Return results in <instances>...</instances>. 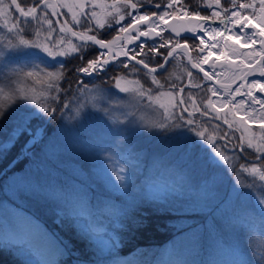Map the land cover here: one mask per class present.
Returning <instances> with one entry per match:
<instances>
[{"label":"rangeland","instance_id":"obj_1","mask_svg":"<svg viewBox=\"0 0 264 264\" xmlns=\"http://www.w3.org/2000/svg\"><path fill=\"white\" fill-rule=\"evenodd\" d=\"M6 2H10V0H6ZM31 2L32 0H26L24 6H27V4ZM63 2L71 4L73 0H63ZM107 2L111 3V0H107ZM249 2H251V0H237V9L239 3ZM167 3H169V0H163L161 4L164 5ZM154 4L153 2L152 5H148L152 7ZM221 4L223 7H230V0H228L227 4L221 1ZM258 7L259 0H257V8ZM201 8L206 9L207 13L204 14ZM185 10L189 13L199 11L201 15L211 14V10L205 7V0L201 1L194 10H189L182 5L181 0H176L173 7L166 10L170 14L167 17L174 16V14H184ZM60 11L63 17L67 18L70 22L71 15L67 13V9L60 8ZM97 11H99V9H97ZM163 11H165V9L162 7L156 12ZM242 11L245 15H248L252 10H246L247 13H245L244 10ZM12 12L15 17H18L13 9ZM221 13L223 15L222 9ZM49 14L53 21L57 19L51 16L50 11ZM189 16L195 17L192 15ZM249 18H251V16ZM212 20L221 23L220 19L213 18ZM252 20L260 26L256 19ZM126 22H130V19ZM12 23H14V21L10 22L8 27H11ZM33 23L34 21L31 22V26ZM3 25L4 20L0 17V52L7 55L8 49L5 46L9 41L15 43V39L14 33H9L7 28ZM56 27L58 33L59 26ZM141 28L143 29V27ZM32 29V27L28 28L29 34H32ZM231 29L232 31H227L228 35L220 42L222 44L221 46L219 45L217 55H224L226 53L229 55L228 49L233 53L234 48L243 44L241 41L243 37L251 33V31L245 29V33L241 34L239 33V29L234 25ZM106 31L108 30H102L103 33ZM234 32L236 34H233ZM115 34L114 32L113 35ZM161 35L165 39L172 37L165 35V32H162ZM111 38L110 36L105 39L110 40ZM39 39L43 41L44 37H39ZM144 42L145 41H143V43ZM153 42L159 45L162 43L161 37L159 39H154V41H146L147 45H152ZM181 42L185 41L181 40ZM197 42L199 45L197 51L200 52V48L205 47L200 44L199 39ZM204 44L207 46L209 43L207 44L205 41ZM132 48L138 51L135 46ZM168 50L169 49H167V51ZM248 52L257 54L258 49L252 46ZM150 54L153 55L152 53H148L147 57L144 58L149 59ZM199 54L200 56L208 55L207 51L204 53L200 52ZM252 57H250L251 60ZM176 58L185 63L182 55L179 54ZM64 59L69 62L66 68H70L73 72V68H76L75 66L78 64V60L70 57ZM69 59L71 60L69 61ZM120 59L123 60L125 58ZM242 61L246 60L244 59ZM86 62L87 60L85 63L79 64V66H83ZM3 65L4 57L0 56V67H3ZM13 67V65H9L7 68H4V71L11 79L15 80L16 78L11 71ZM28 70L27 68L24 69V71ZM191 70L193 69L191 68ZM49 71H51V69H49ZM118 71L123 73L127 70L113 69L107 76L98 78L97 81L101 82L103 79L105 83L103 88L96 87V84L87 83V88L84 92L80 91V89L84 87V84H77L76 81L77 79L88 81L89 77L80 73L76 74V72L75 74L77 76L72 79L70 77L66 78L65 76V79L59 81L58 85V87L62 86V93L61 91L56 92L49 90L50 97L47 103L50 110L56 109L52 116L39 111L36 106L26 104V102H23L25 104L24 107L17 106L8 110L9 106L13 103L11 98L6 95L9 91V87L22 86L25 88H35L39 91L44 88V85L34 83L33 80H27L23 85H9V81L0 83V87L4 88V93H0V105L5 108V115L0 117V147H2V145L7 146L11 144L13 139H18L16 136L22 129H27L28 133H31L32 129L35 130V132L31 133L27 140L23 142L22 150L24 154L25 152L30 153L36 150L32 148L35 142L41 146L37 152V165L30 166L21 173H11L7 178L8 184L5 186V193L10 194L18 201L17 197L19 196L13 194L15 193V188H21L22 190L23 188L27 189L29 186L35 188L36 182L34 180L37 177L40 178L39 183L42 184L43 187H46V190L49 187H53V190L56 189L55 191L57 192H59L58 186L64 188L67 183L74 182L76 186L75 195L80 198L79 200L83 205L82 208L77 207L75 211L72 210L71 205L65 201L64 197L63 199H58L55 195H47L45 192L43 194L49 199L47 200L49 204L53 203L56 211H67L69 217H73L74 225L82 234L81 231L86 230L88 224L85 222L84 218L86 214L90 212L89 207L92 205V203L87 200L89 195H87L85 191L90 194V198L94 201L99 199L102 200L101 194H103L107 188L105 179H108L107 177L113 178V175H116L118 171L117 166L122 167L126 172L135 171L137 176H142L145 174L144 172H147L149 175L150 171L159 168L160 165L169 169L168 160L172 159L177 165L175 167V174L178 173L181 176L180 178H182V173L185 172V169L194 166V174L196 175L192 179L197 181V186L199 187L192 195H186L185 192L181 195H171V208H163L158 205H151V207L154 210L158 209L159 213L161 211L169 212L171 215L165 216L164 220L169 222V224H175V227L181 230L175 233L170 241L165 244L141 250L137 252V255L133 254L134 257L128 256L124 259L123 256L115 254L111 257L112 263L115 264V262L119 261L120 264H125V262H127V264H137L140 262H147L148 258L153 257L157 264H199V255L202 251L208 250L205 253L208 260L211 257L212 260L217 261L216 264H233L235 260L243 258L242 256L233 255V249L237 247L241 252L246 251L251 257V253L245 248L244 236L248 235L246 233H249V223L259 231L261 225L258 209L264 207V205L258 204L259 191L247 187L251 178L247 177L246 174H242L239 177V182H237L235 173L232 172L231 168H227L219 158L214 156L211 147H208L210 145H208L206 141L200 140L193 132L188 131L189 126L185 124L184 120L178 119L180 116H183L185 120L188 119V113H183V111L179 110V106L172 109L170 107L173 102L171 97L162 96L155 105L151 104L146 97H137L133 99V97L127 93H119V95L114 98L106 99L105 89H112L113 92L116 91L112 86L113 82L111 81V77L116 75ZM147 78L152 84L151 79L149 77ZM67 79H69L70 86H66L67 83H64ZM129 79L138 78L130 76ZM261 82L264 83V80H261ZM201 83L202 82H199V84ZM188 85L189 83L179 86L178 88L167 87V89L164 90L156 89L153 94L155 95L156 91L179 92L180 88L184 89L186 86L188 87ZM144 86L147 88L146 84ZM210 86L212 85L210 84ZM235 89L236 88H233L230 91L235 92ZM64 90H66L65 94ZM51 96L57 98L51 101ZM215 97L216 96H212L213 101ZM225 97L230 103L228 107H221L216 104L218 108H221L219 114L226 112L228 113L227 116H233L230 111L233 104H238L239 101L243 100V106L239 107L234 115L240 120L243 119L247 121V126L244 127V134L247 132L248 136L251 137L254 133L251 128L259 127L260 129L255 135L257 138L262 135L264 129L261 128V124L264 123V108L259 104H252V98L247 95V92H245L242 87L240 88L239 94L235 96L226 94ZM256 97L260 99L258 96ZM180 99L181 94L175 98V102L179 104ZM53 101L54 105H52ZM112 101L120 102L112 103ZM161 103L169 107V110L176 118L175 120L164 119V109L158 106V104ZM65 105L69 107L65 108ZM105 108L109 109L107 115L102 111ZM29 109H31V111H29ZM252 109L255 111H252ZM198 116H200V114L196 112L194 116L191 117L197 122V124H194L192 127L202 126L204 120L197 118ZM52 117L55 118V121L52 119L51 121L53 122H50V130L44 132V126ZM205 118L210 117L207 116ZM175 123L184 126L175 127ZM29 124L31 125L29 126ZM161 124L165 126L160 127L159 125ZM226 127L229 129L227 125ZM246 129L247 131H245ZM240 135L241 132L237 131V140ZM7 136H9V138L4 141V138ZM42 139H44V141L40 142ZM94 139L96 142H91ZM193 141H196V144H193ZM226 143H228V148L223 147ZM236 144L237 141L229 143L225 140L218 146L232 158L237 169H239V165L243 163L242 161L244 160L246 163L254 162L252 157H248L245 154L243 155V153L235 147ZM99 145V152L94 153L93 151H97L94 148ZM38 146L36 148H38ZM203 148L206 150H203ZM234 148H236L238 154H242L243 157L246 158H243V160L241 157H239V159L234 158L233 153H231ZM91 152H93L95 156H92L93 154H91ZM186 155L189 156L188 160ZM15 160L16 159L10 160L6 168L11 167ZM101 160L109 164H105ZM103 164H105L104 166L106 167H104ZM99 169L101 172L98 171ZM4 171L5 169H3L0 174H3ZM121 173H124V171ZM174 178L181 181L177 176H174ZM206 186L211 187V193L214 197V199L208 203L207 207L204 206L206 203L204 199L206 195ZM84 188L86 190H84ZM181 192L182 190H180V193ZM238 193H245L250 199H246L245 196L238 197ZM196 202H199V206L194 207ZM18 203L20 202L18 201ZM0 204L3 205L0 216H3L6 221L5 225L0 227L3 233L0 242L11 245V241L4 233L9 231L16 234V231L24 232L26 224L21 223V221H24L21 215L15 212L5 201L2 200ZM216 204H220L221 207L227 206L229 209H234L239 213V216L235 217L231 212H229L227 216H221L218 212H212ZM80 212L83 213L84 217L79 214ZM197 217H199L200 220H197ZM213 217H215V219H213ZM8 221L15 224V230H13L11 224L7 223ZM91 231L92 235L87 241L93 251L98 255H109L111 251L114 250L111 245L112 240L110 237L99 234V232L97 233L94 230ZM246 240L248 241L247 238ZM13 252L25 262L26 256L23 251L14 248ZM44 259L52 264L53 259L50 255L46 254Z\"/></svg>","mask_w":264,"mask_h":264},{"label":"snow or ice","instance_id":"obj_2","mask_svg":"<svg viewBox=\"0 0 264 264\" xmlns=\"http://www.w3.org/2000/svg\"><path fill=\"white\" fill-rule=\"evenodd\" d=\"M176 0H169L167 4L155 3L154 7L156 9L164 8L163 12H149L144 10L145 0H111V3H108L107 0H73L71 4L63 2V0H32L30 4L24 6L26 0H0V17L4 20V27L7 28L9 33H14L15 43L9 41L5 46L8 49V54L5 55L3 52H0V56L4 57V65L0 67V83L4 80L9 81V85L23 83L27 80H33L34 83L44 85V88L37 90L35 88H25L22 86L18 87H9L7 96L11 98L13 103L9 106L8 110H11L14 107L20 106L24 107L26 104L34 105L36 108L44 112L45 114L52 116L56 109L49 108L47 101L50 97L49 90L56 92L60 91L59 81L65 79V69L67 67V60L64 58L70 57L76 59L79 56L81 61L84 60L85 50L97 49L96 55L92 59H88L86 64L83 66H77L75 68L76 73L83 74L86 77H89L87 82L77 79V84H84V87L80 89L81 92H84L87 88V83L94 81L95 79L107 76L110 71L113 69L117 70H127L126 72L118 71L116 75L111 77L113 82L112 86L116 89L115 92L112 89H105L106 99L114 98L119 95V93L130 94L133 99L139 97H146L149 102L153 105L157 104L158 100L162 96H168L172 98V103L170 107L175 109L179 104H185V100L181 97L179 104L175 102V98L183 93L184 89L180 88L179 92L173 91H156L155 95L154 89H164L165 85L157 79V73L166 68L169 58L175 57L178 49H183L187 51L189 49V44L187 40L189 37H181L182 31L191 32L193 36L191 38L199 39L200 44L205 43L204 39L197 35L194 28L180 29L172 31L174 32L175 38L165 39L161 33L163 29L157 30L160 28V25L156 22L159 21L163 23L168 15H170L166 10L173 7V4ZM146 3L149 5L153 4V0H146ZM205 7L211 10L210 15H201L199 11L189 13L185 10V15H192L198 17V26L199 31L202 32L205 36H209L210 39H215L216 36H222L225 30L232 31V29L227 28V24H232L239 29V33H245V29L250 27L248 21L251 16L252 19H256L260 24V30L252 31L250 34L245 35V43L256 44L260 43L261 47L264 48V39L257 41V37L264 36V0H259V7L257 8V0H251L249 3H239L237 9V0H230V7H223L221 0H205ZM15 9V12L19 13L18 17L13 15L12 9ZM58 8L67 9V13L71 15V21L67 18L61 20L59 17L63 15L61 12L57 11ZM76 9V10H74ZM99 9V11H97ZM223 11V15L221 13ZM251 9V13L245 15L242 10ZM49 10L51 11V16L58 17L53 21L49 16ZM213 18L220 19L221 24L225 25L224 29L220 27L215 28H206L203 24L199 22H207ZM130 19V22H126ZM12 23L11 27H8L10 22ZM32 21H38L40 28L35 29L34 33L29 34L28 28L31 27ZM47 26L49 31L44 36V40L41 41L39 37L42 35V28ZM141 25H147L145 28H141ZM59 30L57 33V27ZM255 28L254 25L251 26ZM114 31L116 34L112 36L110 40L103 38L102 30ZM135 33V35H132ZM211 33V35H210ZM123 34V35H122ZM233 34H236L235 32ZM153 36L161 37L162 43L157 45L153 42L152 45H147L146 41L144 43L136 44L135 47L129 48L128 45L135 44L140 37L152 38ZM34 37V38H32ZM181 40H184V43H181ZM216 44L210 45L207 49L200 48V52H208L210 55L213 48H216ZM169 49L167 55H164L158 49ZM147 49V50H146ZM148 53H152L154 57H163V63H156V66H150L152 63L151 60L145 59ZM261 57V71L259 75L264 77V52L259 54ZM123 56L126 59L121 60L120 57ZM140 57V58H138ZM188 63L193 69L197 70V74L203 73L204 80H212L214 75H217L215 72L212 75L202 67V64L208 63L206 56H199L196 59H193L191 56L188 57ZM9 65H13L11 71L16 78L15 80L11 79L7 73L4 71V68H7ZM29 69L24 71V69ZM51 69V71H49ZM143 74L151 79L153 87H145L140 79H129L130 76H136ZM189 78V87L200 88L199 83H193L194 74L192 71L186 72ZM245 75H253L252 72H248ZM244 85H241L235 89V92L228 91L227 85L225 90L227 95L235 96L240 93V88ZM170 88H175V84L169 85ZM249 91L247 95L252 98V104H259L264 108V98L257 99L253 95L252 89H257L259 92H264V83L259 79L251 80L247 85ZM207 92L211 93L206 100H202L203 107H200L191 94L188 99L192 100L190 105H187L183 108L184 112L188 113V119L185 120L183 116H180L178 119L184 120L185 124L188 127V131L193 132L200 140L206 141L211 147V151L215 157L219 158L227 168H231L232 172L235 173L237 177V182H239V177L242 174H246L247 177H250V181L247 184V187L252 190H258L260 195L258 197V204L264 205V134L260 135L258 138L255 134L245 140V134L241 133L238 138L236 148L239 149L241 153H246L247 150L251 152L247 153V156H251L252 153H255V156L252 157V163H241L239 169L236 168L233 163L232 158L217 144V139L226 140L229 143L231 142V137L228 132H224L219 136L214 132L213 134H208L207 128H201L199 126L192 127L197 122L191 117L194 116L196 112H199L201 116H209L211 110H215L217 113L215 117L216 120H221L220 116L221 108H218L216 103L212 100V96H217L219 89H216L212 86L207 87ZM0 93H4V88L0 87ZM57 97L51 96V99L55 100ZM230 101H225L221 107H228ZM244 101H239L238 104H233L232 109L230 110L234 116L235 111L242 107ZM160 108L164 109V119H173L174 114L169 110L168 106L164 104H158ZM65 108L69 107L68 105L64 106ZM193 109L189 111V109ZM31 111V109H29ZM105 115L109 113V109L105 108L102 110ZM252 111H255L252 109ZM247 114V113H246ZM5 115V108L0 105V117ZM23 119V118H22ZM223 124H226L233 134L235 131H239V127H234V125L247 124V121L243 119L241 121H235L234 119L230 121L227 118V114L222 119ZM160 127L165 125L161 124ZM175 127H183L179 123H175ZM215 128L219 129L220 125H215ZM261 128L264 129V123L261 124ZM247 131V129L245 130ZM193 144H196V141H193ZM224 148H228V143H226ZM246 158V157H242ZM123 169H121V172ZM117 181H124L125 176L117 173L115 175ZM259 182V183H258ZM127 187V185H125ZM237 196H245V193H238ZM205 207L208 206V203L214 199L211 193V187L206 186V195H205ZM65 201L71 205L72 210H76L77 207L82 208L83 205L79 199L69 200L65 197ZM199 206V202L194 204V207ZM212 212H218L221 216H227L229 212L233 216L238 217L234 209H229L227 206L221 207L220 204H216L212 209ZM259 220H260V229L257 232L253 225L249 223V238L247 242V249L251 250V257H256L259 261V264H264V243L259 245L260 251L257 252V248L253 247L252 241L253 238L259 236L264 238V207L258 209ZM84 217L83 213H79ZM211 214V213H210ZM250 215V214H249ZM215 219V217H213ZM6 221L3 216H0V227L5 225ZM7 223L11 224L13 230H15V224L11 221ZM83 238L88 240L92 235L91 228L87 224L86 230L81 231ZM119 241H111L112 248L116 247V244ZM66 247V246H65ZM60 245L58 243H53L49 237L32 221H27L23 238L20 240L18 245V250L24 252L26 259L24 264H51V262L44 259L45 255L50 253L53 249H59ZM233 255L242 256V259H237L233 264H256V260L251 258L247 252H241L240 249L234 248ZM55 264H61L60 261H56ZM115 264H120L119 261ZM127 264V262H125Z\"/></svg>","mask_w":264,"mask_h":264},{"label":"trees","instance_id":"obj_3","mask_svg":"<svg viewBox=\"0 0 264 264\" xmlns=\"http://www.w3.org/2000/svg\"><path fill=\"white\" fill-rule=\"evenodd\" d=\"M181 1L184 7H187L189 10H194L196 6L203 0ZM221 1L226 4L228 3V0ZM153 2L161 4L163 0H153ZM144 10H147L149 12H156L158 9H156L154 6H149L145 0ZM201 11H203L204 14L207 13L206 9L204 8H201ZM244 12L247 13L246 10H244ZM31 27L33 28L32 33H34L35 29L40 28L41 26L38 21H34ZM41 31L42 35L40 37H44L47 31H49V29L45 25ZM113 33L114 31L108 30L103 33V38H108L110 36L112 37ZM165 35L170 36L167 33H165ZM197 41V39L190 37L187 40V43L191 48V54L193 55V59H196L200 56L199 52L197 51L199 46L197 44ZM158 50L164 55L167 52V48ZM96 52L97 49L95 48L85 50L84 60L79 61V57L77 56L76 60H78V64L75 67L79 66V64L85 63V61L88 59L94 58ZM70 60L71 59H69V61ZM149 60L152 61L150 66H155L156 63H161L163 61V57H154L150 54ZM73 69V72L72 70H70V68L65 69L66 78L70 77L72 79L73 77L77 76V73L75 74V68ZM187 71L193 72V83H199L202 81L203 78L200 74H197L195 71L191 70V68L186 63L178 60L175 57L171 58L164 71L158 72L156 75L157 78H159V80L161 81V83L165 85L164 89H167V87L169 88V85L171 84H175L178 88L179 86H183L189 83V78L186 74ZM134 77L140 79L142 83L144 82V85L146 84L147 87L151 86L154 88L147 76L140 74ZM97 80L98 78L90 82L89 84H96V87L103 88L105 85L103 79L102 82ZM7 81L8 80H4L3 82L6 83ZM64 83H67L66 86H70L69 79H67ZM200 85V88L189 86L184 88L183 93H181V97L185 100V104H179V110L183 111V108L186 106V104L190 105L192 103V100L188 99L190 94L193 99L198 104H200V107H203L202 103L200 102L202 100H206L209 96H211V94L207 92V87L210 86V84L203 83ZM62 90L63 89L61 86V93ZM65 92L66 90H64V94ZM52 100L53 99H51V101ZM117 102L120 101H112V103ZM52 105H54V101ZM189 110L193 109L190 108ZM183 113L185 112L183 111ZM216 114L217 113L215 112V110H211L209 115L210 118H205L201 115L198 116L197 118L204 120L202 122L201 128H207L209 135L215 132L216 135L219 136L224 132H228L231 137V142L238 141L236 139L237 131H235L233 134V132L227 129L226 126L221 124L218 120L214 119L213 117H215ZM226 114L228 115V113L226 112H222V114H220L222 119L225 117ZM227 118L230 121H232L233 119L235 121H241L240 119L235 117V115L231 117L227 116ZM52 119L55 121V118L52 117L50 121L47 122V124L44 126V132L50 130V122H53L51 121ZM218 124L220 125L219 129L215 128V125ZM30 125L31 124H29V126ZM246 126V124L234 125V127H239V132L241 133H244V127ZM251 129H253L254 131L253 134H257L260 128L255 127ZM34 132L35 130L32 129L31 133ZM31 133H28L27 129H22L20 132H18V135L16 136L18 139H13L11 144L7 146L2 145V147H0V172L5 169L3 174L0 175V202L2 200L5 201L8 205L13 208V210H15V212L19 213L21 215V218L24 220L21 221V223L26 224L27 221L34 222L49 237V239L53 243H58L60 245L59 249H53L50 253H48V255H50L53 259L52 264H55L56 261H60L61 264H113L111 259L113 255L118 254L120 256H123L124 259L128 256H133V254L137 255V252L146 248L165 244L166 242L170 241V239L175 233L181 230L180 228L175 227V224H169V222L164 220L165 216L171 215L169 212L161 211L159 213L158 209H152L151 205H158L163 208H171V195H181L184 192L186 195H192L193 192H195L199 187L197 186V181L192 179L196 175L194 174V166L185 169V172L182 173V178H180L181 176L178 173L175 174V167L177 165L172 159L168 160L169 169H166L164 168V166H161L159 164V168L150 171L149 175L147 172H144L145 174L142 176H137L135 171L126 172L122 167L116 165L118 169L117 173L125 176L126 179L124 181H117L115 175H113V178L107 177L108 179H105L107 188L106 191L101 194L102 200L99 199L94 201L92 198H90V194L85 191V193L89 195L87 200L92 203V205L89 207L90 212H88L84 218L85 222L89 224L91 230H94L97 233L99 232V234H104L110 237L112 241H119V243L116 244V247L113 251H111L109 255L106 256L96 254L89 245L88 241L83 238V235L78 231L77 227L74 225L73 217H69L67 211H56L53 203L49 204V202H47V200L49 199L43 194L45 192L47 195H55V197L58 199H63V197H67V199L70 200H73V198L80 199L78 196L75 195L76 186L74 182H70L69 184L65 183L66 186L64 188L58 186L59 192H57L55 191L56 189L53 190V187H49L46 190V187H43L42 184L39 183L40 178L37 177L34 180L36 182L35 188L29 186L27 189L23 188L24 191L21 188H15V193L13 194L19 196L17 198L20 203L15 200L16 198H14L8 193H5L4 189L5 186L8 184L7 178L11 173H21L26 170V168L37 165V152L39 151L41 146L35 142L34 145H32V148H34V150L36 149L34 152H25L24 154L22 150V145L24 144L23 142L27 140ZM262 133L264 134V131ZM8 138L9 136L5 137L4 141ZM248 138L249 136L247 132H245V139L247 140ZM43 141L44 139H42L40 142ZM223 141L225 140L217 139L216 142L219 145L223 143ZM91 142L96 141L94 139ZM37 146L38 148H36ZM94 149L97 150L93 151L94 153L99 152L98 150L100 149V145L98 147H95ZM203 150L206 149L203 148ZM232 151L233 152L231 153H233L234 158L237 159H239V157L242 158L244 154L247 155V153L251 152V150L249 149L246 151V153H243L242 155L237 153L236 148H234V150ZM93 152H91V154H93L92 156H95ZM254 156L255 153H252L251 156L248 157ZM186 158L188 160L189 156L186 155ZM14 159L16 160L14 161L12 166L6 168L10 160L12 161ZM101 161L105 164H109L104 162L103 160ZM244 161L242 162L246 163ZM105 164H103V166ZM121 169H123L124 173H121ZM98 171L101 172L100 169ZM174 176L179 177L181 181L175 179ZM125 185H127V187H125ZM84 190L86 189L84 188ZM180 190H182L181 193ZM2 206L3 205L0 204V212L3 209ZM197 220H200V218L197 217ZM254 229L256 230V227ZM16 232L17 234L12 233L11 231L4 233L5 236L9 238L12 244L6 245L5 243L0 242V264H24L23 259L15 255L13 252L14 248L18 249L20 240L23 238V231ZM246 234L248 235L244 236L245 248L251 253V250L247 249L246 245L248 242L246 238H249V233ZM2 236L3 233L0 229V239ZM262 243H264V238H260L259 236L253 238L252 244L253 247L257 248V252L260 251L259 245ZM207 251H202L199 255V264H211V262L212 264H216L217 261L212 260L211 257L209 258V260L206 258L205 253ZM252 258L256 260V264H259V261L256 257ZM137 264L157 263L155 262L153 257H150L148 258L147 262H140Z\"/></svg>","mask_w":264,"mask_h":264},{"label":"water","instance_id":"obj_4","mask_svg":"<svg viewBox=\"0 0 264 264\" xmlns=\"http://www.w3.org/2000/svg\"><path fill=\"white\" fill-rule=\"evenodd\" d=\"M13 11L15 12L14 8H13ZM57 11L61 12L60 8H58ZM15 13H16V15L19 16V14L17 12H15ZM59 19L61 20V23H63V20L65 18L63 17V15H61L59 17ZM162 24H163V32H166L172 36H174V32L172 31L173 29L180 30L182 28L183 29L194 28L196 30L197 35H199V36L204 35L202 32L199 31V27L196 28L194 25H192L191 20L189 18H187L186 16L184 17L183 15H174V16L167 17ZM252 25H254L255 28H252L251 27ZM252 25L250 27L246 28V30L247 31L249 30L251 32L252 31L259 32L260 26L256 23H254ZM142 26L147 27V25H141V27ZM132 35H135V33H132ZM186 36L192 37L193 34L191 32L182 31L181 37H186ZM159 38L160 37H156V36H153L150 39L145 38V37H140V39L138 41H136L135 44H130V45H128V47L132 48L136 44L143 43V41H154V39H159ZM256 39H257V41H259L261 39H264V36L257 37ZM181 43H184V42H181ZM202 46L207 49V46H205V44H203ZM252 46L257 47V49H258L257 54H253V52L252 53L248 52L252 48ZM180 51H181V49H178L177 53ZM233 52L235 53L234 54L235 56H230L232 54V52L229 49H228L229 55H227V53L224 55H217V54H214L213 52H211L210 55L208 54L206 56L208 59V63L202 64V67H204V69L209 73V75H212L213 72H215L217 75H214L212 80H210V81L204 80V78H203L202 83H211V85L214 88H216V87L221 88V87L227 85V86H229L228 87L229 90H232L233 88H237L241 85H244L242 87V89L245 92H248L249 89H248L247 85L251 80H253V79H259L260 81L264 80V77H261L259 75V72L262 70L261 69V57L259 54L264 52V48L261 47L259 42H257L256 44L243 43L239 47L234 48ZM166 55H167V53H166ZM184 56H185V59H184L185 63L191 67V65L188 63V57L189 56L192 57L190 48L187 51H185ZM252 56H254V57H252ZM250 57H252V60ZM120 58H125V57L121 56ZM170 59L171 58H169V61H170ZM244 59L246 61H242ZM193 70L195 72H197L196 69H193ZM161 71H163V70H161ZM248 72H252L253 75H245ZM223 74L234 75L235 77L230 82H223V81H220V78H219L220 75H223ZM200 75L203 76V73H200ZM252 93H253V95L258 96L259 98H264V92H259L257 89H252ZM220 123H223V122L220 121ZM224 125L226 126V124H224Z\"/></svg>","mask_w":264,"mask_h":264},{"label":"bare ground","instance_id":"obj_5","mask_svg":"<svg viewBox=\"0 0 264 264\" xmlns=\"http://www.w3.org/2000/svg\"><path fill=\"white\" fill-rule=\"evenodd\" d=\"M50 11V10H49ZM51 12V11H50ZM19 14V13H18ZM58 19V17H56ZM190 20L192 22V25H194L196 28L199 27L198 26V18L197 17H190ZM157 24L160 25V28H158V30L160 29H163V24L159 21L156 22ZM200 24H203L206 28H215V27H220L221 29H224L225 28V25L224 24H221L219 22H216V21H213V20H210V21H207V22H199ZM249 25L251 26L252 24H254V20H252L251 18H249V21H248ZM227 28L228 29H231L233 28V25L232 24H227ZM211 35V33H210ZM228 35V32L227 30H225L223 32V35L222 36H216L215 39H210L209 36H205V35H201L200 37H202L204 39V41H206V43L208 44L207 45V48L212 45V44H216L217 47L216 48H213L212 49V52L215 53V54H218V48H219V45L221 46L222 43H220L221 41H223V39ZM243 43H245V40H244V37L243 39L241 40ZM246 44H250L249 43H246ZM180 52H183L184 54V50H181ZM235 76L234 75H227V74H223V75H220V81H223V82H230ZM216 89H219V92H218V95L214 98V101L215 103L218 105V106H221L225 101H227L225 95L227 94L226 90L224 87H216ZM228 91H230L228 89Z\"/></svg>","mask_w":264,"mask_h":264}]
</instances>
